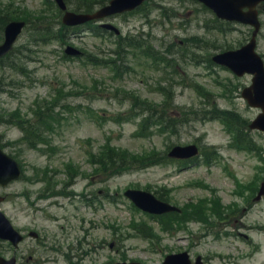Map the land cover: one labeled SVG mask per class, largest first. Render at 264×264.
<instances>
[{
    "label": "rangeland",
    "instance_id": "374dc122",
    "mask_svg": "<svg viewBox=\"0 0 264 264\" xmlns=\"http://www.w3.org/2000/svg\"><path fill=\"white\" fill-rule=\"evenodd\" d=\"M9 2L18 14L41 10L46 17H54L53 8H46L44 0H0L3 5ZM198 6L187 0L154 1L112 23L122 33L134 34L143 27L164 43L191 41L195 36L222 47L245 42L244 26L224 34L206 28L211 13ZM154 7H165L169 16L155 14ZM145 13L153 18L147 25L141 20ZM261 19L257 51L264 56V12ZM32 31L25 32L17 43L27 48L15 50L11 57H20L24 72L0 68L3 148L23 168L20 179L0 187L4 196L0 210L25 235L28 231L39 235L37 239L27 236L19 245L15 252L18 264H67L56 246H75L83 237L86 244L83 241L82 248L90 249L84 264H162L167 254L183 250L192 259L201 255L209 264H264V196L255 199L264 179V132L246 131L259 110L240 96L251 76L236 77L223 67L207 64L206 55L218 47L189 50L186 63L175 65L182 75L178 72L175 77L179 82L174 101L164 104L165 96L156 89V79L161 76L146 57L133 54L130 71L118 78L107 65L94 64L89 58H82L83 62L62 58L64 46L57 42L35 44ZM72 45L97 61L110 58L107 49L111 45L98 38L83 34ZM190 58L197 60L188 62ZM60 103L68 105L66 110ZM146 104L162 110L164 119L174 113L173 108L177 117L188 112L202 118H182L175 125L168 122V128L156 127L153 118L146 123L139 118ZM217 107L229 121L215 112ZM25 121L34 131L46 130L43 135L54 149L30 147L27 140L22 141ZM230 121L241 127L239 137ZM28 135L30 138L31 133ZM192 143H198L202 152L190 165L182 167L166 160V150L173 145ZM119 151L126 164L112 173L101 167L98 175L90 162L98 159V153L107 162L108 152ZM68 173L78 175L68 178ZM240 182L249 183L242 196L234 193ZM57 183L64 193L93 189L95 208L84 204L80 195L41 199ZM126 188L157 190L185 211L180 218L152 219L132 207L123 195ZM193 209L206 224L192 219ZM188 216L191 220L187 221L184 217ZM185 224L190 232L180 230ZM205 225H211L213 233ZM0 255H13V248L1 240ZM29 256L31 261H26Z\"/></svg>",
    "mask_w": 264,
    "mask_h": 264
},
{
    "label": "water",
    "instance_id": "95a60500",
    "mask_svg": "<svg viewBox=\"0 0 264 264\" xmlns=\"http://www.w3.org/2000/svg\"><path fill=\"white\" fill-rule=\"evenodd\" d=\"M60 5H62L61 0H57ZM142 0H114L111 1V6L106 7L93 15H74V21L80 22L90 17H101L105 14H108L114 10V8H119L122 5V8H130ZM208 5L213 7L220 16L226 18H240L243 20H248L254 22L253 16L244 17L245 13L241 12V7L247 5L252 7L258 0H203ZM114 7V8H113ZM68 15V14H67ZM73 16L72 14H69ZM67 19V18H66ZM65 19V20H66ZM23 23L13 22L10 23L5 30V42L0 45V55L5 53L12 45L14 39L16 38L20 27ZM253 41L244 47L240 51L228 52L221 54L216 57V60L223 62L228 65L230 68L234 69L238 74L243 73L244 71L253 72L255 77L253 78V85L249 88H246L243 92V95L247 97L250 102L254 105H259L262 107L264 112V69L261 66L260 61L257 56L253 54ZM242 51H245L243 54ZM250 88L254 89V97H250ZM264 117V113L260 115ZM260 128L264 129V123H256ZM19 176V168L14 160L9 156L5 155L0 150V184L5 185L9 180ZM126 194L130 196L139 206L146 210L151 211H165L172 209V207L167 204L158 202L154 200V197L146 192L141 191H127ZM2 198L0 197V200ZM0 237L4 239H10L16 244L20 240V235L13 230L9 221L5 216L0 212ZM0 264H15V259L11 258L10 260H5L0 257ZM165 264H189L185 254H178L169 256L166 258Z\"/></svg>",
    "mask_w": 264,
    "mask_h": 264
},
{
    "label": "trees",
    "instance_id": "16d2710c",
    "mask_svg": "<svg viewBox=\"0 0 264 264\" xmlns=\"http://www.w3.org/2000/svg\"><path fill=\"white\" fill-rule=\"evenodd\" d=\"M105 2L107 0H65V2L67 3V5L77 11H90L92 8V3L93 7L95 6V4L100 3V2ZM57 15H55L56 20H54L52 23H49V21H51V19H47L46 17H43L42 15L38 18L35 19L34 21V25L35 22H37L36 24V28L34 27L35 31L38 33H40L41 38H45L42 41H46L48 40L51 36L52 33L57 34L60 36V40L64 41L65 38V32L67 31V28H65L63 25L60 24V22L58 21V24H60V27H58L57 29H53L54 28V24L55 22L59 19V15L60 12L58 11V9H56ZM17 17H22V16H16L14 17L13 13H8L6 12V10L4 9H0V38H2V33H3V28L5 26V24L12 18H17ZM27 20H29L28 18H25ZM43 25H47L46 27H43ZM47 35V37H46ZM119 47H129L132 46L136 43L132 42L131 38H128L127 41H122V38L119 39ZM19 47V46H18ZM19 49V48H18ZM17 49V50H18ZM123 50H125L124 48H122ZM121 49V50H122ZM118 55H120V51H118L117 53ZM9 56L11 54H8ZM9 56L4 57L1 60H7L9 58ZM7 62H9V60H7ZM3 65V64H2Z\"/></svg>",
    "mask_w": 264,
    "mask_h": 264
}]
</instances>
